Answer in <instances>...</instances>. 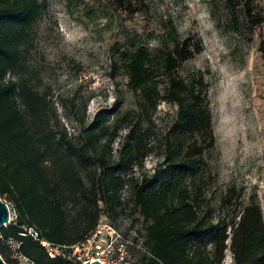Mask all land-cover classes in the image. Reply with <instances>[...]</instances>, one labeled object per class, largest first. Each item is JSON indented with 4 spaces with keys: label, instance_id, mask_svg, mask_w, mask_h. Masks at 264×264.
I'll return each mask as SVG.
<instances>
[{
    "label": "trees",
    "instance_id": "1",
    "mask_svg": "<svg viewBox=\"0 0 264 264\" xmlns=\"http://www.w3.org/2000/svg\"><path fill=\"white\" fill-rule=\"evenodd\" d=\"M110 1L132 13L141 2ZM227 1L233 15L241 5L251 27L260 25L255 0ZM39 7L38 0H0V194L6 192L18 209L15 220L0 226L5 261L18 264L6 241L14 237L22 240L20 251L36 264H81L70 255L73 245L87 237L102 212L115 217L131 203L145 219L148 264H221L228 247L232 264H264V216L255 196L236 218L214 220L199 215L196 198L182 186L185 175L197 169V156L215 142L203 76L188 86L176 74L184 60L202 50L201 39L186 36L176 41L164 51L161 63L164 92L190 137H180L175 126L160 154L164 159L152 172L136 174L155 150L150 122L160 88L153 83L152 50L142 44L121 52L136 108L111 121L98 109L89 119L78 114L72 96L71 116L78 126L69 133L50 92L39 89L26 70L23 42ZM61 103L68 105L65 98ZM122 126L125 132L119 134ZM116 137L119 142L113 147ZM234 193L225 195L223 202L232 203ZM24 221L62 253L51 256L39 240L22 235Z\"/></svg>",
    "mask_w": 264,
    "mask_h": 264
},
{
    "label": "rangeland",
    "instance_id": "2",
    "mask_svg": "<svg viewBox=\"0 0 264 264\" xmlns=\"http://www.w3.org/2000/svg\"><path fill=\"white\" fill-rule=\"evenodd\" d=\"M38 2L39 13L23 42L26 70L39 89L50 92L69 133L78 126L71 116L72 96H76L78 114L89 119L98 109H104L111 121L136 108L121 52L142 44L152 50L153 83L160 88L150 122L155 150L136 174L152 172L164 159L160 154L175 126L180 137H190L176 121L175 106L164 92L161 63L164 51L176 41L186 36L201 39L202 50L184 60L176 74L188 86L203 76L215 142L197 156V169L185 175L182 186L196 198L199 215L232 220L255 196L264 216V0L254 1L262 15L260 25L254 27L242 6L233 15L227 0H141L134 13L115 8L110 0ZM62 98L68 105L61 103ZM118 132L123 134L125 127ZM232 190V203H224L222 199ZM0 195L10 199L6 192ZM101 217L121 233L119 243L129 253L123 264H148L145 219L131 203L118 216L102 212ZM232 262L228 247L221 264Z\"/></svg>",
    "mask_w": 264,
    "mask_h": 264
},
{
    "label": "built area",
    "instance_id": "3",
    "mask_svg": "<svg viewBox=\"0 0 264 264\" xmlns=\"http://www.w3.org/2000/svg\"><path fill=\"white\" fill-rule=\"evenodd\" d=\"M4 200L9 206V222H11L17 218L18 209L13 200ZM21 227L22 235H29L33 239L39 240L46 247L51 256L62 253V248L60 246L54 245L40 236V232L35 225L24 221ZM120 238L121 233L116 226L106 218L100 217L87 237L73 245L70 255L77 257L82 262L86 259H98L101 262L123 264V262H126L129 253L119 243ZM6 241L8 247L12 250V257L17 259L18 264H36L29 256L20 251L19 248L22 242L20 238L10 237Z\"/></svg>",
    "mask_w": 264,
    "mask_h": 264
},
{
    "label": "water",
    "instance_id": "4",
    "mask_svg": "<svg viewBox=\"0 0 264 264\" xmlns=\"http://www.w3.org/2000/svg\"><path fill=\"white\" fill-rule=\"evenodd\" d=\"M10 218V210L8 203L0 196V226L9 223ZM0 264H9L5 261V259L0 254ZM81 264H114V263H107L101 262L98 259L89 260L86 259L85 261L81 262Z\"/></svg>",
    "mask_w": 264,
    "mask_h": 264
}]
</instances>
